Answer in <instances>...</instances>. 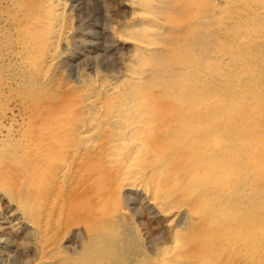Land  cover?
Listing matches in <instances>:
<instances>
[{"label":"bare ground","instance_id":"6f19581e","mask_svg":"<svg viewBox=\"0 0 264 264\" xmlns=\"http://www.w3.org/2000/svg\"><path fill=\"white\" fill-rule=\"evenodd\" d=\"M115 2L111 25L107 0H0V22L19 37L1 55L39 84L52 73L71 84L37 148L0 150V197H15L7 202L27 230L30 264L128 257L98 207L80 239L67 194L81 168L100 173L97 204L111 195L161 221L166 236L150 239L149 264L263 256L264 191L249 186L264 181V0Z\"/></svg>","mask_w":264,"mask_h":264},{"label":"rangeland","instance_id":"374dc122","mask_svg":"<svg viewBox=\"0 0 264 264\" xmlns=\"http://www.w3.org/2000/svg\"><path fill=\"white\" fill-rule=\"evenodd\" d=\"M116 9H117V7H116L115 0H107V11H108V17H109V21H110L111 25H113V23L115 24L116 20H118L115 17ZM113 18L115 20H113ZM92 22L93 21H91V23ZM0 28H1L0 29V34H1L0 35V67H1L0 68V70H1L0 78L3 76L0 80V85L4 84V85L0 86V92L2 94L4 93L3 98H2L3 95L0 93V95H1L0 96V140H1L0 141V150L4 149L3 152L7 151L9 153H12V151H15L19 147H26V148H28L27 150H30V152H31L35 149V146L37 148L39 146V143H41V141L39 142V141H37V139H38V136L44 132L42 130H45V131L47 130V129H43V128L49 126L48 124H45V122H47V121L50 122L49 120H51V119L53 120V119L58 118V116H59L58 114L61 113L62 106L60 108L59 105H61V103L64 102L65 99L68 97L67 92H69V91L66 88L69 87V85H71V84H69V81L67 80V77H65L64 73H62V74L52 73L53 75H55L54 78H52L53 75L51 74V81L48 84H45V86H44V84H39L35 81V78H37V75H35V73H32V71L29 70V72L31 74H28L27 72H25V68L18 66L17 64H16L17 65L16 66L15 64L11 63L10 60L5 59L1 54L3 53L5 48L11 50L12 52L17 51L16 49H14L16 47L14 42L16 40H19V37H18V34H15L14 31L7 29L2 22H0ZM3 33H5V34H3ZM7 36H9V37H7ZM9 62L11 64H9ZM10 69H12V70H10ZM23 70H24V73H22ZM10 71H11V74H13V75L10 74ZM3 73L5 76L2 75ZM25 73H26V75H25ZM20 74H24L25 75L24 77L27 76L26 77L27 79L25 81H22V80H19V78H18V80H17V76H19ZM14 75H16V76H14ZM9 79H11V80H9ZM31 79H33V80H31ZM7 80H9V81H7ZM57 80H59V81H57ZM26 82H28V83H26ZM16 84L18 85V87L16 86ZM20 84L23 86H21ZM58 84L60 85L59 87H58ZM40 85L42 88L40 87ZM50 85H52L53 88ZM54 85H55V87H54ZM29 86H31V88ZM65 86H66V88H65ZM47 87L50 89H48ZM56 87H58V89H60V90H58ZM21 88H22V90H21ZM16 89H17V91H14ZM28 89H30V91ZM64 89H65V91H64ZM6 90L9 93H7ZM27 90H28V92H27ZM31 90H33V91H31ZM55 90L56 91L58 90V91L55 92ZM50 91H53V92H50ZM10 92H12V93L14 92V93L12 94ZM38 92H40V94ZM32 93H34L35 95ZM45 93H46V96H45ZM65 94H66V96H65ZM60 95L62 96V98ZM9 96H11V97H9ZM12 96H13V98H12ZM25 96H27V98ZM33 97H34V100H32ZM20 98H21V100H20ZM41 98H42V100H41ZM30 100H32V101H30ZM48 100H50V101L52 100L51 103ZM46 101H47V103H45ZM42 102H43V105H42ZM45 104H46V106H45ZM39 105H41L42 108ZM17 106H19V107H17ZM30 106H32V107L30 108ZM51 106L52 107L54 106V107L52 108ZM18 111H20V112H18ZM50 112H52L55 116ZM23 113H25V114H23ZM2 117H4V118H2ZM14 118H15V120H14ZM33 119H35L36 121ZM263 119H264V117H263ZM14 121L18 122L19 124L15 123ZM35 124H36V126H35ZM30 129H32V130L30 131ZM29 135H30V137H29ZM33 139H35V142ZM18 159L19 160H17V162H15V163H17V165H20V166L26 165V160H24V158H18ZM81 169H82V171H81V175H79L80 177L78 176L75 179V181H77V182H75V181L73 182L72 188L73 187L74 188L73 189L71 188V190L67 194V200L70 201L71 203H73L72 205H74V206H72V208L74 211L77 212L78 220H80V224H81L80 225V227H81L80 239H83V241L86 240L85 232L82 231V229L84 228L83 224H87L86 220L84 219L85 216L88 215L87 213L89 212V210L92 211V209L98 207L97 208L98 213L101 214L100 215L101 219L99 218L100 221L104 218V220H102L103 222L101 221L102 227L105 226L107 228L106 232L107 231H109V233L111 232L113 237H119V241L122 244H124V247L126 249L128 257L126 258V260L124 261L123 264H138L139 261H140V264H149V258L151 255L150 252L154 251L156 246H157V245L153 246V244L151 242H149L150 239L153 237H156L158 234H160V235L162 234L163 236H166L165 235L166 230H165V227L162 226L161 221H158V219L152 217L150 214L145 212V210L143 208H141L139 205L137 207L138 209L136 210V212L132 213L133 212L132 211L133 206L126 205L124 203V201L119 200L117 197H112L111 195H109L108 197L105 196L103 198V200L101 201L102 205L97 204L96 203V202H98L97 193L100 190H102V188L100 187V180H99L100 173L97 174L98 173L97 172L96 174L94 173L92 175V173L90 172L92 170L91 168L90 169L81 168ZM81 176H83L84 178L83 177L81 178ZM88 177H90V178H88ZM82 183L84 186L82 185ZM251 183L252 184H250V186H249V189L251 192L260 194L261 191L262 192L264 191V181H259V180L255 181L254 180L253 182L251 181ZM76 184H79V185H76ZM10 195H11V193H10ZM85 195H86V197H85ZM11 197L15 198L13 195H11L9 198H11ZM9 198L6 199V196H5V198L0 197V217L5 218V219H3V221H2V219H0V222H4V220H6L5 222H8V223H1L0 224V228H1L0 229V235H2V241H3L0 243V251H1L0 264H30L32 262V258H33L32 254L30 252V247H28L30 244V239H29L28 234H26V231H27L26 228L24 226H20V224H18V222L15 218L14 212L12 210V207L8 205L7 201H9L8 200ZM89 198H91V199H89ZM94 199H95V201H94ZM83 202L85 204H83ZM79 203L81 206L79 205ZM76 208H77V210H76ZM114 217H116L115 218L116 220L112 219ZM109 223H111V224H109ZM1 225H4V226L2 227ZM115 227H116V229H115ZM100 231L102 232V230H100ZM3 239H5V240H3ZM110 239L112 240L113 238L111 237ZM4 241H6L8 244L5 243ZM107 243L109 244L108 241H107ZM159 243H160V245H168L169 244V243H164L162 241V239ZM111 245H114V244H111ZM248 254H250V252H246L245 255L243 254L242 251H240L239 254H238V252L235 253L233 255L234 256L233 264H264V255L257 258L256 256H253L252 253H251L250 257H247L246 255H248ZM245 258L247 260H244Z\"/></svg>","mask_w":264,"mask_h":264}]
</instances>
